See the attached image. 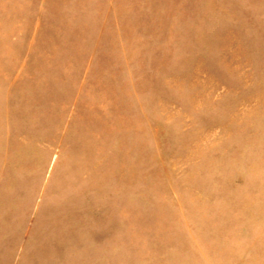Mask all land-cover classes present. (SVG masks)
<instances>
[{
    "label": "rangeland",
    "instance_id": "obj_1",
    "mask_svg": "<svg viewBox=\"0 0 264 264\" xmlns=\"http://www.w3.org/2000/svg\"><path fill=\"white\" fill-rule=\"evenodd\" d=\"M0 264H264V0H0Z\"/></svg>",
    "mask_w": 264,
    "mask_h": 264
}]
</instances>
